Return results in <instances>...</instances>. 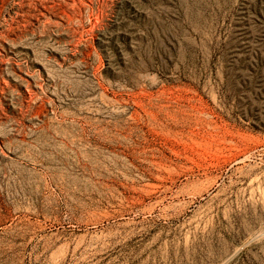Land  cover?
<instances>
[{"label": "rangeland", "instance_id": "obj_1", "mask_svg": "<svg viewBox=\"0 0 264 264\" xmlns=\"http://www.w3.org/2000/svg\"><path fill=\"white\" fill-rule=\"evenodd\" d=\"M163 167L214 187L60 264H264V0H0V264Z\"/></svg>", "mask_w": 264, "mask_h": 264}, {"label": "bare ground", "instance_id": "obj_2", "mask_svg": "<svg viewBox=\"0 0 264 264\" xmlns=\"http://www.w3.org/2000/svg\"><path fill=\"white\" fill-rule=\"evenodd\" d=\"M160 170L158 168V171ZM175 175L166 168L164 170L163 167V171L161 170V173L158 174L156 182L144 187H140L134 180L129 179V206L115 205V200L113 199H110L108 204L106 203L107 205H105L103 199H101L99 201L91 200V202L79 203L75 207L74 211L76 212L69 213L67 216H63L62 214L50 215L40 211L28 212V215L35 217V221H32V219L29 222V229L31 228L37 234H41L45 244L44 254L48 255L51 260H58V264L70 256L79 254L93 253L94 255H100L105 252L104 248L106 249L107 247L108 249V246L113 244L111 242L124 230L128 229L129 231V227L136 224L137 219L152 218L157 210L162 207L169 213L172 206L166 204L167 199L172 197L176 201V204H182L188 198L193 202L204 198L214 187L210 183L207 174L205 178H187L186 183L181 186L179 185V181L183 175ZM118 193L122 195L123 200H127V194ZM157 193H161L158 196L159 198L155 197L156 201L154 200V203L148 204L147 199L152 198ZM182 209L181 213L183 214L187 209ZM77 211L80 212V214L78 213L79 215H77ZM164 216L165 218L171 217L169 215ZM158 240L159 237L156 236L153 244L155 245ZM32 242L33 239L26 242L25 247H28Z\"/></svg>", "mask_w": 264, "mask_h": 264}]
</instances>
